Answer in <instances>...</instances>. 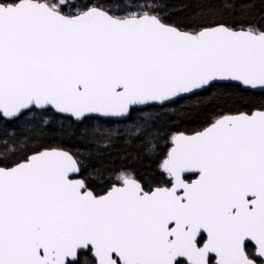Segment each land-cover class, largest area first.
I'll use <instances>...</instances> for the list:
<instances>
[{"label": "snow or ice", "instance_id": "snow-or-ice-1", "mask_svg": "<svg viewBox=\"0 0 264 264\" xmlns=\"http://www.w3.org/2000/svg\"><path fill=\"white\" fill-rule=\"evenodd\" d=\"M247 7L202 0L185 28L158 0H0V264H264V25L215 18ZM222 85L262 98L173 134L158 186L91 163ZM100 118L124 127L94 139ZM62 137L84 151L44 143Z\"/></svg>", "mask_w": 264, "mask_h": 264}, {"label": "trees", "instance_id": "trees-1", "mask_svg": "<svg viewBox=\"0 0 264 264\" xmlns=\"http://www.w3.org/2000/svg\"><path fill=\"white\" fill-rule=\"evenodd\" d=\"M158 2L166 22L188 28L200 20L202 0H158ZM248 3L250 7H247L244 12L239 9L234 12L218 11L215 18L230 25H264V0H248ZM261 98L259 93L242 92L232 85H222L211 93L202 92L182 98L167 107L151 109L152 115L158 117L156 121L158 132L152 139L151 145L135 140L130 144H125L123 139H116L106 149L93 148L94 155L91 163H102L111 170L109 174L113 181L118 170H127L133 173L146 189L158 186L166 179L160 169V163L171 147L173 134L180 132L188 135L194 134L208 126L215 117L221 114L247 111L254 104H258ZM84 126L100 127L101 132L94 137L100 140L104 138L103 127H124L119 123L101 126L99 119L86 121ZM44 143L72 150L79 148L82 152L86 147L78 137L48 138ZM91 179L92 187L98 194H103L108 187L106 182L108 175L103 179L95 176Z\"/></svg>", "mask_w": 264, "mask_h": 264}, {"label": "water", "instance_id": "water-1", "mask_svg": "<svg viewBox=\"0 0 264 264\" xmlns=\"http://www.w3.org/2000/svg\"><path fill=\"white\" fill-rule=\"evenodd\" d=\"M189 96H192V95H189ZM189 96H185V97H182V98H186V97H189ZM182 98H178L177 100H180V99H182ZM177 100H176V101H177ZM170 105H171V104H170ZM102 119H103V118H100L99 120H102ZM185 135H188V134H185ZM190 135H192V134H190ZM172 146H173V145H172V143H171V147H172ZM171 147H170V148H171ZM169 150H170V149H169Z\"/></svg>", "mask_w": 264, "mask_h": 264}, {"label": "flooded vegetation", "instance_id": "flooded-vegetation-1", "mask_svg": "<svg viewBox=\"0 0 264 264\" xmlns=\"http://www.w3.org/2000/svg\"><path fill=\"white\" fill-rule=\"evenodd\" d=\"M201 93H202V92H201ZM192 96H193V95H192ZM189 97H190V96H189ZM177 101H178V100H177ZM168 106H169V105H168ZM206 127H207V126H206ZM202 130H203V129H202ZM202 130H201V131H202Z\"/></svg>", "mask_w": 264, "mask_h": 264}]
</instances>
